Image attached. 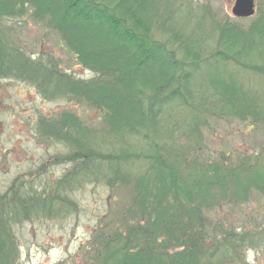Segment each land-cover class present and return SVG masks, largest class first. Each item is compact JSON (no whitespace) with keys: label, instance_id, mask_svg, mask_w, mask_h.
Listing matches in <instances>:
<instances>
[{"label":"trees","instance_id":"1","mask_svg":"<svg viewBox=\"0 0 264 264\" xmlns=\"http://www.w3.org/2000/svg\"><path fill=\"white\" fill-rule=\"evenodd\" d=\"M171 7L172 0H0V81L24 82L44 100L101 112L99 129L74 113L62 112L53 118L39 117L34 133L42 141L65 147L64 158L72 167L64 189L104 181L111 188L119 184L123 190L131 189L136 211L129 213L124 233L100 249L103 263L243 264L238 257L248 245L246 235L220 230L223 238L208 244L207 233L217 231L216 226L210 228L213 222L208 217L227 205L248 204L251 191L264 200V167H189L182 151L163 152L178 141L174 135L179 139L187 135L203 102L192 91L203 89L201 79L187 73V63L177 56L183 53L192 61L189 67L197 70L200 54L178 45ZM26 19L56 34L79 66L94 77L80 79L62 71L53 58L28 54L8 24ZM218 49L213 58L223 66L234 62L264 72V10L247 29L226 26ZM258 61L263 62L259 68ZM206 67L214 68L210 63ZM226 76L227 80L207 82L225 108L222 112L260 123L258 94L245 92L231 73ZM172 104L189 110L179 127L168 114ZM133 138L145 142L146 150L129 147ZM116 141L120 144L113 145ZM48 191L15 179L0 194V264L17 260L15 225L63 212L52 211ZM254 242L258 238L250 239L249 245Z\"/></svg>","mask_w":264,"mask_h":264},{"label":"rangeland","instance_id":"2","mask_svg":"<svg viewBox=\"0 0 264 264\" xmlns=\"http://www.w3.org/2000/svg\"><path fill=\"white\" fill-rule=\"evenodd\" d=\"M172 1L171 19L175 16L177 20V30H174L180 37L178 45L186 47L189 53L200 54L197 70L189 67L190 59L183 53H177V56L187 63V73L198 81L201 79L203 89L194 87L192 91L194 97L200 96L203 102L199 119L186 130L187 135L180 139L174 135L178 141L171 142L174 147H169L168 143L169 149L163 152L182 151L185 165L189 167L218 165L227 169L240 164L264 167V72L234 62L223 66L219 59L213 58L219 51L223 29L228 25L247 29L264 10V0H253L256 12L248 19L232 15L235 0ZM8 24L14 32V39L28 54L53 58L62 71L66 70L80 79L94 77V73L79 66L53 32L38 27L29 19ZM156 38H160V34L156 33ZM207 63L213 65V70L207 69ZM261 65L263 62L256 63L258 68ZM230 73L245 92L258 94L257 101L262 106L260 123L254 122L252 117L241 121L222 112L225 108L213 95L211 84L207 87V82L227 80L226 75ZM171 107L174 109L168 114L179 127L183 120L188 119V107L180 104H172ZM62 112L74 113L90 127H101V112L63 101L44 100L24 82L0 81V194L15 179L29 181L39 189L43 186L49 188L47 196L54 202L52 211L63 209L60 214L35 221L25 220L13 227L18 256L15 264H106L99 255L104 249H100L117 233H124L129 213L136 211L130 198L131 189L123 190L119 184L111 188L105 181L87 182L72 191L64 189L65 175L72 167V163L64 158L65 147L42 141L34 133L39 117L53 118ZM133 139L128 141L129 147L135 146L136 151L146 150L145 142ZM160 140L168 142L165 138ZM118 144L119 141L113 142V145ZM138 163L136 167L141 165ZM181 172H178V177ZM248 197L251 198L248 204H225L227 207L209 215V221L213 222L210 228L216 226L217 231L207 233L211 235L207 243L223 238L220 230L246 235L248 245L242 247L237 257L243 264H264V200L253 191ZM257 238L258 242L250 246L249 240L256 241ZM226 263L230 264L229 261Z\"/></svg>","mask_w":264,"mask_h":264},{"label":"water","instance_id":"3","mask_svg":"<svg viewBox=\"0 0 264 264\" xmlns=\"http://www.w3.org/2000/svg\"><path fill=\"white\" fill-rule=\"evenodd\" d=\"M253 0H235L232 7V15L236 18H250L254 15Z\"/></svg>","mask_w":264,"mask_h":264}]
</instances>
